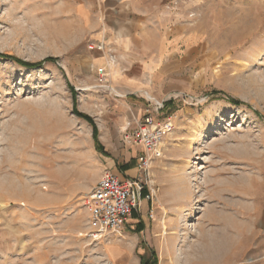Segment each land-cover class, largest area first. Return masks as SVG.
I'll list each match as a JSON object with an SVG mask.
<instances>
[{"label":"rangeland","instance_id":"374dc122","mask_svg":"<svg viewBox=\"0 0 264 264\" xmlns=\"http://www.w3.org/2000/svg\"><path fill=\"white\" fill-rule=\"evenodd\" d=\"M141 5L152 62L133 95L114 98L94 87L97 5L95 15L88 0H0V54L41 63L0 59V264H264V0ZM70 88L106 155L72 114ZM146 110L174 127L153 199L120 236L94 238L86 197L116 169L110 158L123 164L119 138Z\"/></svg>","mask_w":264,"mask_h":264},{"label":"built area","instance_id":"2783aa9c","mask_svg":"<svg viewBox=\"0 0 264 264\" xmlns=\"http://www.w3.org/2000/svg\"><path fill=\"white\" fill-rule=\"evenodd\" d=\"M87 48L96 50L104 59L102 66L94 67V87L119 98L120 95L114 92L109 84L111 70L116 66L115 55L103 42H95ZM162 109L163 105L158 104L154 111L158 113ZM145 113L141 119L126 124L122 137L124 143L141 150L135 159L137 177L127 178L104 170L96 186L86 197L85 209L90 223L97 228L94 238L120 236L132 213H139L142 202L153 199L152 172L163 158L164 140L173 132L174 127L169 117L162 122H156L149 110ZM149 215L152 217V211Z\"/></svg>","mask_w":264,"mask_h":264},{"label":"crops","instance_id":"0c3cea01","mask_svg":"<svg viewBox=\"0 0 264 264\" xmlns=\"http://www.w3.org/2000/svg\"><path fill=\"white\" fill-rule=\"evenodd\" d=\"M88 2L91 3L95 15L97 14V8L94 9V6L97 5V7L100 8L98 10L101 19H97V22H94L93 27H91L90 30L88 29L89 31L87 32L92 33L91 31L95 30L92 34L94 41L103 42L115 55L116 66L111 70V74L112 72L115 73L114 78L116 77V81L120 82V85L117 84L115 87V92L120 94L122 98L129 97L133 95V91L137 86V81L142 79L144 75L143 66L149 65L152 62L151 50L146 42L147 33L152 31L150 16L148 13L145 14L141 5V0H88ZM91 13L92 11L90 12V10L86 12L88 17ZM145 50L147 52H145ZM88 51L89 55L93 58L92 66L99 67L104 64V59L101 58L97 52L93 50ZM109 80H111V77ZM129 99L130 101H137L134 97ZM137 110H140V108ZM138 112L139 111H136V113L132 115V123L133 120L137 119ZM98 128L100 129V141L109 144L108 136L110 132L105 131L100 123H98ZM119 140L121 149L123 150L119 155L124 159L123 164L119 165L115 157L113 159L110 158L111 163L116 165V169L112 170L110 166L105 170L127 178H136V167L121 173L119 171V166L127 164L130 160L135 161L137 156L140 155L141 150L138 147L126 146L122 137H120ZM144 207L146 206L144 202H142V211ZM130 219L131 221H137V217Z\"/></svg>","mask_w":264,"mask_h":264},{"label":"trees","instance_id":"16d2710c","mask_svg":"<svg viewBox=\"0 0 264 264\" xmlns=\"http://www.w3.org/2000/svg\"><path fill=\"white\" fill-rule=\"evenodd\" d=\"M0 59L10 60V61H12V62H14V63L20 65L21 67L28 68V69H33V68L39 67V66L41 65V63H40V64H36V65H35V64H34V65L26 64V63H24V62H21L20 60H17V59H15V58L10 57V56H6V55H4V54H0ZM49 62L52 63V62H54V60L51 59V58H47V59H45V60L43 61V63H49ZM70 90H71V94H72V106H73L72 114L75 115L77 118H79V119L85 121L86 123H88V124L90 125V127H91V129H92L91 138H92V141H93V144H94L95 151H96L97 153H100V154H104V155H106V154L104 153L103 146L100 144V142H99V140H98V132H97V128H96V126H95L93 120H92L89 116H86L85 114H81V113H79V112H77V111L75 110V104H76L75 98H76V94L73 92V89L70 88ZM230 103L233 104V105H236V106L243 105V106H245V107H248V106H246L245 104H242L241 102H239V101H235V100H230ZM170 105H171V102H168V103L166 104V107H168V106H170ZM134 167H136V162H135L134 160H130V162H128L127 164L122 165V166H119V171H120L121 173H123L124 171H126V170H130V169H132V168H134ZM145 194H146V191L143 192V195H145ZM133 214H134V212L132 213V215H133ZM132 215H131V217H132ZM140 224H141V223H139V224L136 226V228H137L138 230H139L140 227H141ZM152 258H153V257H152ZM140 259H141V264H148L147 261L145 260V258H144L143 256H142Z\"/></svg>","mask_w":264,"mask_h":264},{"label":"bare ground","instance_id":"6f19581e","mask_svg":"<svg viewBox=\"0 0 264 264\" xmlns=\"http://www.w3.org/2000/svg\"><path fill=\"white\" fill-rule=\"evenodd\" d=\"M216 248H217L216 245L212 246V249H211L212 251H210V252H215ZM220 261L221 260H219L218 257H214V258H210V259H207V257L206 258L201 257L197 261L191 262L189 264H221V263H219Z\"/></svg>","mask_w":264,"mask_h":264}]
</instances>
